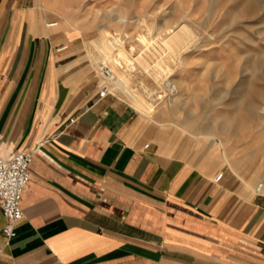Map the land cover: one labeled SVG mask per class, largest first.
Returning <instances> with one entry per match:
<instances>
[{
    "label": "crops",
    "instance_id": "0c3cea01",
    "mask_svg": "<svg viewBox=\"0 0 264 264\" xmlns=\"http://www.w3.org/2000/svg\"><path fill=\"white\" fill-rule=\"evenodd\" d=\"M50 20L0 0V155L36 149L10 240L0 208V264H264V169L158 145Z\"/></svg>",
    "mask_w": 264,
    "mask_h": 264
},
{
    "label": "rangeland",
    "instance_id": "374dc122",
    "mask_svg": "<svg viewBox=\"0 0 264 264\" xmlns=\"http://www.w3.org/2000/svg\"><path fill=\"white\" fill-rule=\"evenodd\" d=\"M37 4L59 22L55 28L81 36L76 46L95 73L111 70L112 92L137 109L158 145L197 161L213 145L225 161L237 163L227 169H264V62L258 64L264 57V0ZM185 33L193 35L183 38ZM235 111L239 127L226 121ZM179 127L203 136L196 140Z\"/></svg>",
    "mask_w": 264,
    "mask_h": 264
},
{
    "label": "built area",
    "instance_id": "2783aa9c",
    "mask_svg": "<svg viewBox=\"0 0 264 264\" xmlns=\"http://www.w3.org/2000/svg\"><path fill=\"white\" fill-rule=\"evenodd\" d=\"M102 76L100 97L114 94L112 88V74L109 68H101ZM36 149H28L15 152L9 156L0 155V208L7 219L2 232L8 240L16 237V225L23 216L21 199L24 189L27 187L31 173L29 167L33 161ZM223 177L219 173L217 180ZM261 185H259V189Z\"/></svg>",
    "mask_w": 264,
    "mask_h": 264
},
{
    "label": "bare ground",
    "instance_id": "6f19581e",
    "mask_svg": "<svg viewBox=\"0 0 264 264\" xmlns=\"http://www.w3.org/2000/svg\"><path fill=\"white\" fill-rule=\"evenodd\" d=\"M258 0H255V2H257ZM254 3H252V2H250V4L248 5V8H247V12H251L252 11V9H253V7H254V5H253ZM249 10V11H248ZM193 35V33H185V34H183V38H190L191 36ZM218 37V36H217ZM109 47L108 46H106L105 47V49H108ZM111 56V54L110 53H108V57H110ZM111 62V64H113V61H110ZM264 62V57H262L261 59H260V61H258V64L259 65H261L262 63ZM110 64V63H109ZM110 67V66H109ZM251 106H250V113H254V107L256 106V103H254V101H251ZM242 119L241 118H239L238 117V111H235V113H234V115H226V121L228 122V123H235L236 124V126H240L241 124L240 123H242V121H241ZM208 132H213L214 130L213 129H211V128H209L208 130H207ZM235 132H238V129L236 128V130H235Z\"/></svg>",
    "mask_w": 264,
    "mask_h": 264
}]
</instances>
